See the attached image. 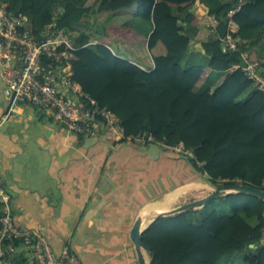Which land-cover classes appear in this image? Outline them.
Segmentation results:
<instances>
[{"label":"trees","instance_id":"trees-1","mask_svg":"<svg viewBox=\"0 0 264 264\" xmlns=\"http://www.w3.org/2000/svg\"><path fill=\"white\" fill-rule=\"evenodd\" d=\"M10 2L13 14L29 18L26 29L31 34L39 36L52 24L71 31L77 49L69 59L72 79L122 123L120 142L110 131L102 134L107 146L139 150L150 145L136 143L145 135L161 145L164 155L148 160L147 178H162L161 172L153 174L151 163L159 168L172 163L180 170L173 175L182 172L190 178L178 187L201 181L264 191V94L236 68L245 54L261 61L256 50L243 47L245 41L264 35V0H243L233 16L240 0L212 10L216 34L202 44L210 59L187 68L181 63L191 45L187 32L206 16L203 9L194 8L199 0H86L83 7L73 0ZM59 3L64 8L57 16ZM120 16L150 23L151 34L108 26L90 45V30ZM228 35L239 40L240 52L223 50L221 39ZM216 73L219 78L203 90ZM180 144L195 158L175 154L171 148ZM221 199L230 211L227 215L219 213L212 201L200 211L157 221L143 236L151 264H219L246 250L252 252L245 256L246 264H264V201L241 194ZM251 219L258 221L256 227L250 225ZM251 245L257 249L251 250Z\"/></svg>","mask_w":264,"mask_h":264},{"label":"crops","instance_id":"crops-1","mask_svg":"<svg viewBox=\"0 0 264 264\" xmlns=\"http://www.w3.org/2000/svg\"><path fill=\"white\" fill-rule=\"evenodd\" d=\"M200 2L201 0L194 7L195 9L201 8L205 13L210 11L211 3L209 1L205 2L206 4ZM6 3L11 4V2ZM58 5L56 14L60 16L64 5ZM211 17L214 18L215 23H218L214 16ZM130 18L132 17H113L109 18L105 24L131 28ZM202 26L201 22L196 27L200 30V36L204 35ZM145 28L139 31L150 35L152 27ZM78 32L82 33L81 30ZM91 39L90 44L95 43ZM244 43L251 44V48L257 51L264 63V35L253 42L245 41ZM190 48L183 59L187 54L188 57L191 55ZM199 52L205 56L204 60L208 62L210 58L206 56L202 46ZM195 59H197L196 56L189 57L187 64L192 63ZM4 89L0 61V178L5 182V186L12 185L7 190L13 196V209L19 226L25 230H40L58 255L61 254L64 247L68 246L84 264H137L130 236L135 222L141 217V213L147 210L148 206H163L169 198L182 193L173 194L180 188L193 187L195 194H201L200 200L212 194L208 191V188L211 187L210 184L194 181L168 192L173 195L168 196L165 202L151 204L166 195L162 194L139 207L132 216H118L121 206L125 205L131 209L137 203L139 191L141 192L143 189L142 186L147 188L146 182L149 180L146 176L138 174L136 178L131 177L130 168L129 173L123 171L119 174H117V168H110L111 166L103 169L101 163L104 156H84L81 163L77 162V157L67 161L68 155L76 151L73 145H80L81 141L67 130L66 132L59 130L56 122L30 106H20L14 109L7 119H4L10 111V101L5 96ZM72 137H75L76 140H73ZM101 140L103 141L102 138ZM105 152L108 153V156L110 154L112 156V153H123V156H126L125 153L129 154V151H124L122 145L117 148L108 147ZM49 153L50 155H48ZM163 155L161 153L157 159ZM123 156L120 155L119 158H116L114 164L118 165L120 160L127 161L128 158ZM49 161L50 165L47 166ZM67 162L70 164L65 168V172L61 173L58 180L57 171L61 170ZM33 163L37 165V168L32 166ZM71 165L74 168H70ZM151 165L153 174L156 175L159 165L153 163ZM71 169H74L73 175ZM17 172L19 174L16 175ZM2 175L5 179L9 178V182H6ZM151 179H157V177ZM132 181L134 182L131 186ZM156 183L155 181L153 184ZM85 187L88 189L86 190ZM169 207L166 206L165 210H157V212L164 213ZM225 211L224 209L222 214L227 215L228 213ZM198 219H200L199 216L196 220ZM263 245L264 242L261 246ZM256 249V246L251 248V250ZM251 253L247 250L237 253L222 260L219 264L227 261L232 262L239 258L244 259Z\"/></svg>","mask_w":264,"mask_h":264},{"label":"built area","instance_id":"built-area-1","mask_svg":"<svg viewBox=\"0 0 264 264\" xmlns=\"http://www.w3.org/2000/svg\"><path fill=\"white\" fill-rule=\"evenodd\" d=\"M242 6L243 0H240L237 11L230 15L240 11ZM28 24V17L16 16L6 3H0L2 81L4 94L10 101V111L4 119L14 109L26 105L62 123L81 141L99 138L106 131L112 132L115 140L120 141L124 137L120 119L87 95L71 77L69 59L76 51L71 31L52 24L36 36L26 29ZM215 29L212 35L216 34ZM221 42L225 52L241 51L239 40L230 35ZM263 67L262 61H252L248 54L243 55V64L236 66L264 94ZM136 143L158 144L152 135L139 136ZM171 149L177 155L195 158L193 151L183 144ZM0 205V264H84L70 247H64L58 255L40 230H25L19 226L13 196L1 178Z\"/></svg>","mask_w":264,"mask_h":264},{"label":"rangeland","instance_id":"rangeland-1","mask_svg":"<svg viewBox=\"0 0 264 264\" xmlns=\"http://www.w3.org/2000/svg\"><path fill=\"white\" fill-rule=\"evenodd\" d=\"M10 1L11 0H6V2H8V3ZM207 1H209L211 3V8H209L210 11H208L206 13L207 14L206 17L201 21L203 23L202 28H204L203 29L204 35L200 36L201 34H200V30L198 28L189 29L187 32L188 36L191 38V41H192V47L190 48V54L191 55L189 57L196 56L197 59H195V61H193L192 63L187 64L189 61L188 60L189 57L187 54L181 62L183 64V67H185V68H187L190 65H202V64H205L207 62L206 60H204L205 56L203 54L201 55L199 50L201 49L202 44L207 42L209 37L212 36V30L215 29L214 27H216L218 25V23L214 22V18L211 17L209 14L212 10L217 9L218 6L225 5V4H231L235 0H201L200 3L206 4L205 2H207ZM85 2H86V0H73V3L78 7H83ZM63 5H64L63 3H59L58 6H63ZM213 5H215V6H213ZM184 15H182V17H184ZM130 19H131V22H129V25L133 29L143 30L145 27H146L145 29L152 27L150 23H148L142 19H135V18H130ZM106 27H108L107 24H100V25H97L94 29L90 30L89 36H90V38H92L91 40L93 42H95L97 37L104 31V29ZM209 33H210V35H209ZM93 44H95V43H93ZM243 48L246 50L252 49L251 44H248V43H246V44L244 43ZM190 62H191V60H190ZM219 76H220V74H217V73L214 74L209 79V81L207 82V84L205 85L203 90H207L219 78ZM56 125H58L59 130H61L62 132L63 131L66 132V128L62 123L56 122ZM72 139L76 140L75 137H72ZM79 144L80 145H76V146L73 145L76 148L75 149L76 151L71 152V154L68 155L67 161H70L71 159H74L77 157L78 158L77 162L81 163L85 158L84 156H89V157H92V156L103 157L104 156L103 162L101 163V167L103 169H106L110 166H111L110 168H117V174H119L120 172H123V171L129 173V171L131 169V172H130L131 177H134V178H136L138 172L143 174L144 177L147 176L148 172H150L148 170L150 167L148 160L152 159V158L157 159L161 155V153H163L161 147H159L158 145L150 144L146 147H142L139 150L123 146L124 151H129V154L125 153L126 156H123L124 155L123 153L122 154L112 153V156H111V154H110V156H108V153H106L105 151L109 146L105 145L104 142L101 140V138L86 140L84 142H80ZM115 148H117V147H115ZM48 155H50V153ZM120 155L123 157H127L128 158L127 161L120 160V161H118V165H117V163L114 164V162L116 161L115 159L119 158ZM110 158H112V159H110ZM185 161H187V160L185 159ZM186 163H188V162H186ZM69 164H70V162H67V164H65V166H63L61 170L57 171L58 180L60 178L61 173L63 174L65 172V168L67 166H69ZM49 165H50V161H49V163H47V166H49ZM32 166L34 168H37V165L35 163H33ZM175 166L176 165L172 164V163H163L162 167L158 168V174L161 172L162 178L159 177L157 179H151V178L146 177L147 180H149L148 182H146L147 188H145V186H142L143 189H141V192L139 191L137 201H136L137 203L133 207H131V209L126 207L125 205L121 206V208H120L121 211L118 212V216H120V217L121 216H128V217L132 216L133 212L135 210H137L139 207H142L146 202L153 201V199L155 197H158L159 195H162V194H166V195L155 200L154 202H151V204L154 205L157 203L165 202L166 198L168 196L173 195V194L178 193V192H182V193H180V195L176 199V201L174 203H172L171 205H169L170 207L167 209L166 212L177 209L183 205L190 204V203H193L195 201H199L200 197H202V196L199 193L195 194L193 187H188V188H183V189L180 188L178 191L176 190V191H174V193L172 192L173 194L168 193V192L172 191L174 188L178 187V185L190 181L189 175L186 173L180 172L178 175H173V174L177 173L178 171H180ZM70 168H74V166L71 165ZM73 170L74 169H71L72 175H73ZM108 172H110V171H108ZM22 173L24 174V171H22ZM17 174H19V173L17 172L16 175ZM12 175H14V174L12 173ZM2 176H3V179H5L4 175H2ZM190 176H193V173H191ZM5 180H6V182L7 181L9 182L10 179L6 178ZM144 180H145V178H144ZM152 181H153V183L155 181L157 183L154 185L153 183H151ZM66 182L68 183V180ZM133 182L134 181L131 182V184H130L131 186L133 185ZM4 184H5V182H4ZM6 186H5L6 189H8V188L10 189V187H12V185H10V184H8ZM85 189L87 190L88 188L85 187ZM208 191H210L211 193H214V189L212 187H209ZM70 192H72V191H70ZM214 205H215V207L219 213L222 214V212L224 211L223 207L225 208L226 213H228V214L230 213L229 209L224 206L222 199L215 200ZM164 206H165V204L162 207H164ZM159 214L160 213H158V212H152V211L147 210V211H143L141 213V217L139 219L143 220L144 227H146ZM249 223L252 227H256L258 225V221L256 219L249 220ZM249 251L250 250H247V252H249ZM134 252L136 255L134 257H136V260L138 262L136 250H134ZM146 258H147V261L149 263H151V257L149 255V253L146 254ZM239 259H236L232 262H229V261L222 262L221 264H246L244 262L243 258H239Z\"/></svg>","mask_w":264,"mask_h":264},{"label":"water","instance_id":"water-1","mask_svg":"<svg viewBox=\"0 0 264 264\" xmlns=\"http://www.w3.org/2000/svg\"><path fill=\"white\" fill-rule=\"evenodd\" d=\"M211 187L214 189V193H212L211 195L199 201H195L193 203L183 205L177 209H174V210H171L165 213H160L146 227H144L142 219H138L135 222L132 228V231H131L130 238L134 244V247L137 253L138 264H151L147 261V258H146L148 249L143 243V236L160 219L179 215V214H182L184 212H187L193 209L203 208L207 206L210 202L221 199L229 195H236V194L250 195V196L260 198L261 200L264 201V191L255 189L251 186H246V185L214 186V185H211ZM250 247L254 248V245H251Z\"/></svg>","mask_w":264,"mask_h":264},{"label":"bare ground","instance_id":"bare-ground-1","mask_svg":"<svg viewBox=\"0 0 264 264\" xmlns=\"http://www.w3.org/2000/svg\"><path fill=\"white\" fill-rule=\"evenodd\" d=\"M178 197H179V195L169 198V199L167 200V202L165 203V206H164V207L169 206V205H171L172 203H174ZM164 207H162V205H158V206H148V207H147V210H148V211H155V212H157V210H163V209L165 210ZM147 210H146V211H147ZM164 213H165V212H164Z\"/></svg>","mask_w":264,"mask_h":264},{"label":"clouds","instance_id":"clouds-1","mask_svg":"<svg viewBox=\"0 0 264 264\" xmlns=\"http://www.w3.org/2000/svg\"><path fill=\"white\" fill-rule=\"evenodd\" d=\"M1 3H6V2H1ZM7 4V3H6ZM8 5V4H7ZM9 7H10V5H8ZM239 7V6H238ZM238 9V8H237ZM237 9L235 10V11H237ZM11 11V10H10ZM239 12V11H238ZM12 13V12H11ZM237 13V12H236ZM235 13V14H236ZM15 15V14H14ZM230 16H233V15H230ZM27 17V16H26ZM217 27V26H216ZM215 27V28H216ZM212 32H213V30H212ZM90 45H95V44H90ZM77 50V49H76ZM263 62V61H262ZM262 74L264 75V67L262 68ZM55 122V121H54ZM124 132V131H123ZM77 137V136H76ZM78 138V137H77ZM99 138H102V136H100ZM124 138V137H123ZM122 138V139H123ZM79 139V138H78ZM121 139V140H122ZM80 140V139H79ZM120 140V141H121ZM81 141V140H80ZM116 141V140H115ZM120 141H116V142H120ZM136 141V140H135ZM81 142H84V141H81ZM152 145H158L159 147H161V145L160 144H152ZM144 147V146H143ZM180 156H182V155H180ZM182 157H184V156H182ZM5 185V184H4ZM211 185V184H210ZM198 209H201V208H198ZM133 243V242H132ZM134 245V244H133ZM134 249H135V247H134Z\"/></svg>","mask_w":264,"mask_h":264}]
</instances>
